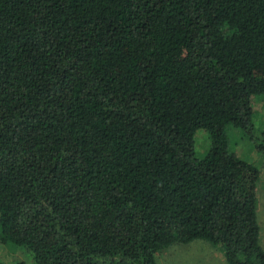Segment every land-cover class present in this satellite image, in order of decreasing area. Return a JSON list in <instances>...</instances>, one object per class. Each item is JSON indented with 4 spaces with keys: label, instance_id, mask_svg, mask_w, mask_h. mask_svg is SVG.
<instances>
[{
    "label": "trees",
    "instance_id": "16d2710c",
    "mask_svg": "<svg viewBox=\"0 0 264 264\" xmlns=\"http://www.w3.org/2000/svg\"><path fill=\"white\" fill-rule=\"evenodd\" d=\"M262 106L264 0H0V249L158 264L203 240L264 264L261 173L228 135L264 154Z\"/></svg>",
    "mask_w": 264,
    "mask_h": 264
},
{
    "label": "rangeland",
    "instance_id": "374dc122",
    "mask_svg": "<svg viewBox=\"0 0 264 264\" xmlns=\"http://www.w3.org/2000/svg\"><path fill=\"white\" fill-rule=\"evenodd\" d=\"M259 131L264 129V106L255 118ZM230 132V133H229ZM228 135L232 151L241 159L255 164L260 170V180L257 186V216L261 229L260 244L264 249V154L259 153L250 138L238 129H229ZM198 155L203 156L209 148L210 141L207 133L200 131L196 135ZM0 256L12 260L32 264V256L22 248L5 246L0 249ZM158 264H228L221 251L213 244L197 240L190 244H175L163 250L157 258Z\"/></svg>",
    "mask_w": 264,
    "mask_h": 264
}]
</instances>
